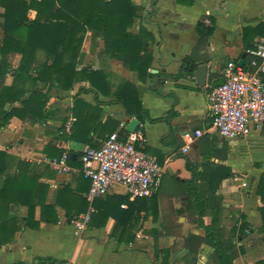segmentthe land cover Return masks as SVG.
<instances>
[{
	"label": "crops",
	"instance_id": "crops-1",
	"mask_svg": "<svg viewBox=\"0 0 264 264\" xmlns=\"http://www.w3.org/2000/svg\"><path fill=\"white\" fill-rule=\"evenodd\" d=\"M131 2L138 6L140 11L127 31L136 35L140 33V29L144 30L142 37L149 43L148 48L152 54L151 72H163L169 77L159 86L155 85L157 89L150 79L140 81L135 71L123 67L121 61L103 51L101 37H94L90 31H86L77 69L88 67L101 70L108 79V88H104L106 92L96 91L86 80L76 81L69 89H48V85L37 82V86L48 94L43 118L35 119L30 113L22 114L23 118L11 117L6 126L0 127V150H6L31 163V169L37 175V182L48 186L45 202L54 205L58 220L56 223L41 220V208L36 205L34 218L38 224L37 227L31 228L23 220L27 216L28 207L18 204L14 210L22 220L17 224V230L12 236L9 230H0V264H37L38 258L70 261L72 264H159L163 248L171 250L169 264H180L177 262L186 252L183 245L188 232L203 234V226L210 222V217L204 216L203 225H199L196 213L186 205V179L190 171L185 168L182 157H187L193 167L200 169L196 143L198 137H194L195 130H202L203 134H214L221 141H226L212 128L206 92L223 80L222 70L228 61H243L248 50L243 47L242 29L264 22V0H193L192 5L181 4L177 0ZM204 15L214 19V30L209 37L208 55L201 60L207 61L210 73L206 75L205 85L200 87L196 84L193 73L182 72L177 77L175 75L179 73L181 60L191 52L197 42L195 24ZM34 16L35 11L29 10L28 17L32 19ZM263 38L262 35H255L253 43ZM2 39L3 32L0 29V44ZM36 53L41 57L42 51ZM247 58L248 55L246 60ZM19 60V53L10 52L7 55L9 71L3 86L12 84L13 69L18 66ZM36 65L33 64L32 68ZM123 81H129L138 88L143 108L149 118L154 119H145L142 123L139 122L138 126H141L144 136L143 150L154 156L163 168L160 185L148 196V199L157 204V215L153 218L150 209L141 211L139 222L132 228L134 237L131 241H128L127 235L119 240V230L115 232V220L112 217L104 220L98 211L92 214L91 222L85 229L73 228L70 223L72 219H67L65 210L56 205L55 201L57 191L63 185L69 184L73 189L83 187L80 172L77 166L70 163L71 171H55L48 165L50 156L44 151L45 147L52 143L62 151L71 152L72 156H76V152L88 145L80 147L81 143L61 137L68 121L71 120L73 124L77 117H86L88 110L84 104L100 109L99 112L92 110V114L94 117L98 115L101 122L108 117L117 121L115 133L121 129L126 133L125 126L132 117L126 114L114 97L117 85ZM19 87L21 86H17ZM27 96L28 94L24 95ZM20 104V101L15 102L16 106ZM8 106L5 105V108ZM171 111L174 112L173 115L169 114ZM187 134L193 136L194 141L191 148L183 152L181 148L188 140ZM107 135L90 132L93 142L97 145H100ZM254 136L256 134L247 141ZM82 138L85 137H78ZM244 140L226 141L228 155L222 163L231 168L233 176L223 179L217 190L222 196L221 219L224 237L230 238L231 228L238 226L242 218L255 229L243 239L237 240L236 245L243 248V253L235 257L232 264H255L258 259L264 258L263 234L256 230L261 225L258 211L261 202L255 193L258 177L264 173V162L253 160L248 166L237 168L238 164L232 154L234 147L240 142L245 143ZM221 145L222 142L219 143V146ZM240 146L239 150H236L237 154L245 152ZM235 176L240 180H234ZM241 181L246 183V187L240 185ZM4 182L5 178L0 176V188L4 186ZM198 187L207 189L208 185L206 182H199ZM126 195L128 194L124 187L114 185L105 195L96 198V203L102 205L101 202L103 203L105 198L117 200ZM163 226L170 232L169 235L163 234ZM153 230L162 231V234L157 236L156 246ZM232 240L235 242L236 237ZM213 252V247L202 244L198 261L207 264Z\"/></svg>",
	"mask_w": 264,
	"mask_h": 264
},
{
	"label": "trees",
	"instance_id": "trees-1",
	"mask_svg": "<svg viewBox=\"0 0 264 264\" xmlns=\"http://www.w3.org/2000/svg\"><path fill=\"white\" fill-rule=\"evenodd\" d=\"M177 2L184 5L193 4V0H177ZM31 9L35 11L32 19L28 17V11ZM139 11V7L131 0H0V29L3 32L0 44V127L6 126L11 117L23 118L22 114L26 113H30L35 119L43 118L48 94L37 86V82L48 85V89L52 87L69 89L76 81L86 80L96 91L106 92L104 88H108V79L101 70L88 67L77 69L86 31H90L94 37H101L103 51L121 61L123 67L135 71L140 81L150 79L157 89V86L169 75L163 72H151L152 54L148 48L149 43L142 37L144 30L140 29V33L136 35L127 31L139 15ZM213 30L214 19L210 16L204 15L196 22L197 42L191 52L181 60L179 73L175 77L182 72L192 74L197 62L207 57L209 37ZM255 35L264 37V22L254 27L245 26L242 29L245 50L255 47L256 43H253ZM37 51H42L41 57L37 56ZM10 52L19 53L20 60L18 66L13 69L12 84L3 86L9 71L6 57ZM246 57L247 53L243 65L247 62ZM35 63L37 65L32 68ZM17 86L21 87L17 88ZM26 94L28 96L24 97ZM22 97L24 98L21 100ZM114 97L129 117H135L140 123L145 119L154 121L143 108L138 88L133 83L123 81L118 84ZM16 101L21 102L20 106L15 105ZM7 104L9 106L5 108ZM84 106L88 110L86 117H77L70 131L68 133L62 131L61 137L81 143L80 147L84 144L97 147L90 132L109 135L117 129L118 122L109 117L101 122L98 115L94 117L92 114L94 109L100 111L98 107L91 108L85 104ZM169 114L173 115L174 112L171 111ZM117 134L120 139H125L123 129ZM80 136L85 138L78 139ZM221 142L222 145L219 146ZM196 143L200 169L197 166L193 167L187 157H182L185 168L190 171L186 179L188 183L185 190L186 205L196 213L199 225H203L204 216H209L210 222L203 226V234L188 232L183 245L186 252L179 261L180 264H197L201 245L207 244L214 248L207 264H232V260L243 253V248L236 245L237 240L243 239L255 229L242 218L238 226L231 228L230 238L224 237L221 219L222 196L217 190L223 179L233 176L231 168L222 163L227 158L228 146L226 141H221L218 136L208 133L198 137ZM44 151L53 158L58 157L62 149L49 143ZM76 154L72 156L69 152L68 162L79 167L80 152ZM0 176L5 178L4 186L0 188L1 231L9 230L12 236L17 230V224L22 220L15 214L14 208L18 204L28 207L27 216L23 220L31 228L37 227L38 224L34 218L36 205L41 208V220L49 223L57 222L54 205L45 202L48 186L37 182V175L32 171L31 163L17 158L6 150H0ZM80 176L83 187L73 189L66 184L57 191L55 204L65 210V216L69 220L86 212L89 206L86 199L89 180L81 173ZM199 182H206L207 189H199ZM255 193L261 202L258 207L261 225L256 230L263 234L264 240V173L258 177ZM105 199L102 200L104 201L101 202L102 205H98L96 199L92 205L104 220L107 217L115 220V232L119 230V240L124 235L128 236V241L133 239L132 228L139 222L141 211L150 209L153 218L157 215V204L152 199H148V196L131 198L126 195L117 200ZM169 233L164 229V235ZM152 234L156 246L157 236L161 235L162 231L153 230ZM233 237H236L235 242L232 240ZM9 239L8 237L7 240ZM170 255V248H163L159 264H169ZM155 256H158L156 252ZM50 260V258H38L37 264ZM255 264H264V258L258 259Z\"/></svg>",
	"mask_w": 264,
	"mask_h": 264
},
{
	"label": "built area",
	"instance_id": "built-area-1",
	"mask_svg": "<svg viewBox=\"0 0 264 264\" xmlns=\"http://www.w3.org/2000/svg\"><path fill=\"white\" fill-rule=\"evenodd\" d=\"M245 65L228 61L222 70L223 80L206 92V100L212 119V128L228 142L248 139L254 134H264V38L248 50ZM72 122L64 125L69 132ZM203 134L195 130L194 137ZM125 139L111 133L97 147L86 145L79 154L77 168L89 180L86 212L71 220L75 230L85 229L95 212L93 201L105 195L112 186L124 187L131 198L150 196L160 185L163 168L157 159L143 150L144 136L140 128L126 132ZM187 142L181 148L186 152L194 137L186 135ZM69 152L48 160V165L59 173L72 170L68 162ZM234 180H240L238 176ZM240 185L246 187L241 181ZM43 264H72L70 261L50 260Z\"/></svg>",
	"mask_w": 264,
	"mask_h": 264
},
{
	"label": "rangeland",
	"instance_id": "rangeland-1",
	"mask_svg": "<svg viewBox=\"0 0 264 264\" xmlns=\"http://www.w3.org/2000/svg\"><path fill=\"white\" fill-rule=\"evenodd\" d=\"M243 142L245 143L240 142L234 147L235 151L232 154V158L238 164V169L248 166L253 160L264 162V134H256L251 140L246 139ZM239 146L245 152L237 154L236 150H239ZM179 262L178 259L177 263Z\"/></svg>",
	"mask_w": 264,
	"mask_h": 264
},
{
	"label": "water",
	"instance_id": "water-1",
	"mask_svg": "<svg viewBox=\"0 0 264 264\" xmlns=\"http://www.w3.org/2000/svg\"><path fill=\"white\" fill-rule=\"evenodd\" d=\"M237 63L241 65L243 63L242 59L238 60ZM208 73L210 72H209L207 61L204 62V61L199 60L197 62L196 68L193 71L195 82L198 86L203 87L205 85L206 75ZM138 124H139V121L135 117H132L127 123V125L125 126V130L127 132H133L135 128L138 126ZM197 264H202V262L198 261Z\"/></svg>",
	"mask_w": 264,
	"mask_h": 264
}]
</instances>
